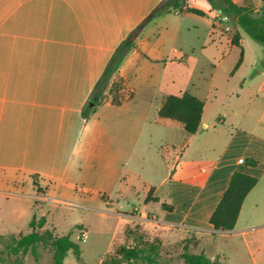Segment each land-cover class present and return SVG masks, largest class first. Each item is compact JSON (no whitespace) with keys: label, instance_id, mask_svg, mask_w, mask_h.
<instances>
[{"label":"crops","instance_id":"0c3cea01","mask_svg":"<svg viewBox=\"0 0 264 264\" xmlns=\"http://www.w3.org/2000/svg\"><path fill=\"white\" fill-rule=\"evenodd\" d=\"M232 1L238 5L252 2ZM204 2L0 0V195L4 188H23L21 183L26 181L72 186L81 181L85 193L113 201L109 189H114L118 201L137 194V185H142L143 215L152 212L146 210L152 203L174 208L173 212L163 209L159 221L166 227H179L195 237L243 238L264 232V167L239 163L254 159L264 165V112L257 117L247 115L237 128L219 136L216 127L210 131L204 121L207 102L216 99L213 92L217 90L210 87L202 98L200 85L187 82L186 74H172L194 68L198 55L211 54L214 61L223 62L235 47L236 33H240L242 48L246 34L235 24L219 20ZM174 4L175 10L171 9ZM162 5L170 10L141 31L109 80L111 85L121 80L132 96L116 105L106 91L108 83L99 97V84L116 54ZM192 9L206 16L192 14ZM202 24L208 30L199 35L197 28ZM261 62L264 68V56ZM154 69L163 71L161 79L154 76ZM257 74L261 90L264 73ZM179 85L183 90L174 94ZM184 92L203 101L204 111L198 132L186 135L178 155L171 150L176 145L169 136L171 128L181 131L183 127L159 119L158 110L166 96ZM212 132H217L222 151L205 160L202 153L201 166L189 178L175 176L192 144ZM207 140L214 144L217 139ZM149 150L155 156L151 154L152 167L144 176L130 166L138 160L147 162ZM234 172L255 177L258 183L245 198L235 229L215 231L209 219ZM151 189L160 203H145Z\"/></svg>","mask_w":264,"mask_h":264},{"label":"rangeland","instance_id":"374dc122","mask_svg":"<svg viewBox=\"0 0 264 264\" xmlns=\"http://www.w3.org/2000/svg\"><path fill=\"white\" fill-rule=\"evenodd\" d=\"M202 1L209 4L207 0ZM251 1L259 13L262 7L261 0ZM207 30L205 24L197 28L199 35H204ZM242 49L243 64L240 69L233 72ZM242 49L232 48L221 63L214 61L211 54L198 55L196 56L198 63L194 68L188 67L172 72L173 75L186 74L187 82L200 85L202 98H205L210 87L217 90V93L213 92L216 94V99L207 102L204 121L210 126V131L216 127L219 136L233 131V128H237L247 115L257 117L264 112V101L260 95L262 82L255 68L257 63L262 64L264 47L245 35ZM152 72L156 78L161 79L163 72L161 69H154ZM183 88L182 85L177 86V91H173L174 94H179ZM106 91L112 95L113 100L124 101L132 96L127 86L120 80H115L112 85L110 82ZM220 120L226 122L221 123ZM181 131L173 127L169 136L170 141L176 145V148L171 147V150L178 155L187 137L184 130ZM216 134L217 132H212L209 135L211 139H217L214 144L207 140L208 136H203V139L196 140L192 144L179 162L175 176L189 178L201 166L202 153L204 160L205 157L216 158L223 147ZM153 153L155 156L153 150L147 151L145 153L147 162L135 161L131 163L130 168L147 176V172L152 167L153 159L150 156ZM153 165L157 168L156 160ZM83 184L78 181L75 183L76 186L68 182L41 185L26 181L21 183L23 188H4L0 195V236L18 237L32 232L30 224L35 218L38 222L46 221L44 227L38 230V233L46 239L49 238L46 237L47 235H50V239L69 237L79 246L80 261L69 252L63 264H113V260L119 264H143L141 261L132 262L123 258L119 253L122 248L144 251L145 255L155 260V264H186L182 257L184 253L190 255L204 253L212 260V264H264V232H256L243 238L195 237L180 230L179 227L164 226V223L159 221L165 214L163 206L149 204L146 210L152 212L143 215L145 195L142 185H137V194L130 193L127 199L118 201L116 191L109 189L114 197H112L113 201L107 200L105 205L103 195L94 192L85 193ZM196 240L199 245L196 244ZM37 254L38 257L35 259L31 253H28L19 259L20 263L16 264H52V252L47 243L38 246Z\"/></svg>","mask_w":264,"mask_h":264},{"label":"trees","instance_id":"16d2710c","mask_svg":"<svg viewBox=\"0 0 264 264\" xmlns=\"http://www.w3.org/2000/svg\"><path fill=\"white\" fill-rule=\"evenodd\" d=\"M212 11H220L222 16L228 21L235 24L242 32H244L251 40L264 47V0H261L262 7L259 13L251 2H245L243 5H238L232 0H207ZM175 4L171 9H177ZM170 7L162 5L156 8L147 19L138 26L125 41L122 49L114 57L112 64L105 76L99 84V97L102 95V90L105 85L109 83L110 78L118 71V68L125 57V55L134 47L135 40L140 35L141 31L155 18L168 12ZM192 14L204 17L206 14L200 10H190ZM240 33H236L232 40V45L241 48ZM242 49V48H241ZM243 50L233 72L237 71L243 62ZM121 81V80H120ZM99 102V99L95 103ZM116 105L121 104L122 100H113ZM204 111V102L196 98L189 92H184L180 96L169 95L166 96L158 110V118L171 120L179 123L188 136L195 135L202 121ZM245 165L250 167H264L254 159L245 161ZM258 179L245 175L240 172H234L229 181L228 187L215 211L212 213L209 223L215 231L230 232L235 229L237 220L245 198L251 190L257 185ZM153 189L150 190L145 199V203H158V198L152 197ZM103 201L107 203V197H102ZM163 208L172 212L173 207L167 204L162 205ZM46 224L45 220L36 221L34 218L30 224L32 232L18 237L0 236V263L1 264H16L22 256L31 253L37 259L38 246L47 243L52 252V264H63L69 252H72L78 261H80L81 251L79 246L72 242L69 237L48 239L38 233ZM120 255L126 260L132 262L141 261L143 264H155V260L151 256L145 255L144 251L139 252L131 248H122L119 250ZM183 260L186 264H212L204 254L190 255L183 254ZM20 263V262H19ZM106 263V262H104ZM113 264H119L112 261Z\"/></svg>","mask_w":264,"mask_h":264},{"label":"built area","instance_id":"2783aa9c","mask_svg":"<svg viewBox=\"0 0 264 264\" xmlns=\"http://www.w3.org/2000/svg\"><path fill=\"white\" fill-rule=\"evenodd\" d=\"M188 8H190V6H188ZM216 16H217V18H218L219 20H221L222 22H223V21H226V19L222 16V14H221L220 11H216ZM260 95H261V97H262V99H263V101H264V83H263V86H262V88H261V90H260ZM244 162H245L244 160H239V163H240V164H243ZM84 238H86V234H84Z\"/></svg>","mask_w":264,"mask_h":264},{"label":"water","instance_id":"95a60500","mask_svg":"<svg viewBox=\"0 0 264 264\" xmlns=\"http://www.w3.org/2000/svg\"><path fill=\"white\" fill-rule=\"evenodd\" d=\"M255 68H256L257 72L264 73V68L261 65H259L258 63L256 64Z\"/></svg>","mask_w":264,"mask_h":264}]
</instances>
